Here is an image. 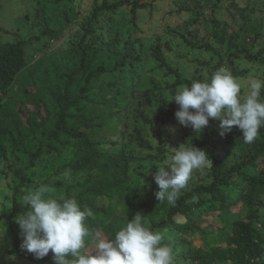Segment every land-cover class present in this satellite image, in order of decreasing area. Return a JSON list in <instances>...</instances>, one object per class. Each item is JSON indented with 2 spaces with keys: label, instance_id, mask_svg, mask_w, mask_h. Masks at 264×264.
<instances>
[{
  "label": "rangeland",
  "instance_id": "rangeland-1",
  "mask_svg": "<svg viewBox=\"0 0 264 264\" xmlns=\"http://www.w3.org/2000/svg\"><path fill=\"white\" fill-rule=\"evenodd\" d=\"M96 2L101 3L102 0H0V44L22 43L28 61V67L19 75L17 84L8 93L0 91L3 103H13L9 101L12 96L18 101H27L29 93L33 92L55 112L53 94L64 88L67 77L63 73H68L69 69L79 64L76 47ZM141 2L146 4L136 11H132L131 5H125L105 13L108 21L104 20L97 28V33L101 35L99 42L103 40L101 43L108 46L114 37H118L119 50H131L135 59L129 76L121 71L107 73L97 80L93 87L94 96L87 104L95 116L94 121L100 124L90 132L101 143V149L112 152L122 149L138 158L131 163L129 182L134 193L143 194L158 188L154 179L156 168L172 155L173 147L184 143L185 147H191L194 137L199 135L190 126L181 125L172 113L173 109L178 110L179 105L174 99H168L186 85H175V75L167 73L156 55H163L167 63L180 70L185 77L193 80L209 78L219 55L204 47L203 38L218 48L225 64H228V55L238 48L244 47L256 53L264 47V0H222L215 14L230 24L229 37L223 44L212 39L213 27L207 22L213 15L211 5L214 0ZM234 61L237 69L242 71L240 76L234 77L242 85L241 94L246 95L252 79H264V57L259 61H249L242 56L235 57ZM125 81L132 83V93L130 89L125 95L129 97L126 104L121 93L126 90ZM263 92L264 89L261 91L262 98ZM140 108L147 119L140 115ZM213 121L214 127L220 128L219 121ZM139 134L149 140L154 148L139 145ZM225 135L223 140L230 148L231 163L252 156L262 140L261 129L259 137L250 144L244 142L242 130L237 126H233ZM161 148L165 151H159ZM73 155L71 150L65 151L62 156L45 154L35 165H31L26 157L17 159L10 152L5 158L0 153V264H53L35 258L26 250L25 256L13 253L14 234L6 218L12 211L15 186L20 183L16 169L21 170L31 184L42 183ZM211 171L212 162L208 161L207 167L193 171L186 188L210 182ZM80 176L67 170L57 179L70 184L80 179ZM48 187L51 191L46 195L53 198L64 193V187ZM33 189L22 187V191L17 194L20 204L23 205L24 196ZM263 196L264 193H261ZM107 201L117 207L119 214L122 213L123 199ZM249 210L243 200L231 203L224 209L206 210L198 221L203 231L194 235L179 232L176 236H187L194 245L205 249L225 248L226 236L233 223L245 218ZM261 215L264 216V205ZM144 217L149 225L148 217ZM161 217L163 212L157 215L158 219ZM155 231L163 235L162 243L170 246L173 234L168 229L158 227ZM97 234L88 247L90 252L94 250L96 239L107 238L101 231ZM174 264L181 263L174 259ZM215 264H230V261H218Z\"/></svg>",
  "mask_w": 264,
  "mask_h": 264
},
{
  "label": "trees",
  "instance_id": "trees-1",
  "mask_svg": "<svg viewBox=\"0 0 264 264\" xmlns=\"http://www.w3.org/2000/svg\"><path fill=\"white\" fill-rule=\"evenodd\" d=\"M221 2L222 0H214L211 5L213 15L207 22L213 27L212 39L223 44L229 37L230 24L215 14ZM145 4L141 0H102L101 3H95L76 47L80 57L79 64L69 69L68 73H63L67 77L64 88L53 94L56 102L55 112L33 92L29 93L27 101H18L12 96L9 101L15 105L0 100V153L3 157L7 158L11 152L15 158L26 157L31 165H35L45 154L62 156L67 150L74 152L70 160L61 164L54 174L42 183L31 184L21 170H15L20 183L15 186L12 211L6 218L14 234L11 251L25 256V250L21 247L23 235L16 218L27 210V206L20 204L17 194L22 191V187L36 189L40 185H51L64 187L63 195L54 198L75 197L81 208L93 211L94 216L86 221L93 232V237L87 239V251L99 231L111 238L127 220H131L140 211L150 221L146 227L153 231L156 227L168 229L173 234L170 246L178 263L215 264L218 261H230V264H264V216L261 215L264 205V196L261 197V193H264V127L261 128V143L253 155L240 162L231 163L230 148L223 140L226 135L221 136V129L215 128L214 121L210 118L208 126L194 137L192 145L207 151L209 161L212 162V179L210 182L185 188L175 203H169L166 199L158 201L157 187L143 194L134 193L129 182L130 167L138 158L122 149L116 152L101 149V143L95 140L90 132L100 125L94 121L95 116L87 104L94 96L95 82L107 73L124 71L129 76L135 59L131 50H119L118 37H114L108 46L101 43L103 40L99 42L101 35L97 33V28L104 20L108 21L105 13L125 5H131L132 11H136ZM203 41L207 50L215 51L219 55L209 78L221 67L229 69L233 76H240L242 71L235 65V57L243 56L249 61H259L264 57V47L256 53L243 47L230 53L228 64H225L218 48L206 42V38H203ZM156 57L161 65L166 67L169 75H175V85L191 84L193 79L183 76L180 70L169 65L163 55L157 54ZM27 67L26 51L22 43L0 44V91L8 93ZM131 88L132 83L125 81L126 90L121 92L125 104L129 100L125 95ZM176 111L177 109H173L172 113L175 114ZM139 113L147 119L141 108ZM137 138L142 147L154 148L151 142L140 134ZM159 151L164 152L165 149L161 148ZM67 170L81 174L80 179L70 184L57 179ZM107 199H123L122 213L119 214L117 207L111 205ZM240 200H243L250 210L245 218L233 223L226 236L225 248L205 249L194 245L192 239L187 236H176L179 232L194 235L203 231L198 221L206 210L224 209ZM160 212H163V217L158 219ZM41 260L55 264L51 251Z\"/></svg>",
  "mask_w": 264,
  "mask_h": 264
},
{
  "label": "clouds",
  "instance_id": "clouds-1",
  "mask_svg": "<svg viewBox=\"0 0 264 264\" xmlns=\"http://www.w3.org/2000/svg\"><path fill=\"white\" fill-rule=\"evenodd\" d=\"M241 88L231 71L221 67L210 78L192 80L168 101L175 100L179 105L177 121L190 126L193 132L200 134L212 118L219 121L221 136L237 126L244 142L250 144L264 127V79H252L246 95L241 94ZM184 144L173 147L172 155L156 168L158 201L175 203L193 171L208 165L205 149ZM50 191L46 185L31 190L23 198L27 210L16 218L23 235L21 247L35 258L42 259L51 251L55 264H174L172 248L162 243L160 232L146 227L147 221L140 213L111 238L96 239L94 250L87 251V239L93 237V232L86 221L94 216L93 211L81 208L75 197L46 195Z\"/></svg>",
  "mask_w": 264,
  "mask_h": 264
}]
</instances>
